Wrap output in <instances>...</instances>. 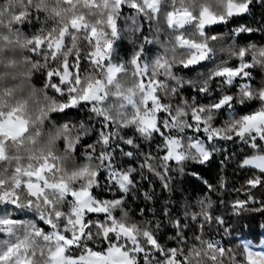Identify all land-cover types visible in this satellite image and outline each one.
<instances>
[{"label": "clouds", "instance_id": "1", "mask_svg": "<svg viewBox=\"0 0 264 264\" xmlns=\"http://www.w3.org/2000/svg\"><path fill=\"white\" fill-rule=\"evenodd\" d=\"M164 3L165 0H0V29L5 30L0 32V119L15 113L29 120L25 135L9 141L7 154L0 158V264H109L110 260L124 258L117 255L110 237L115 236L117 244L125 238L133 245L142 236L148 238V233L138 227L128 231L130 217L120 207L122 201L101 200L92 192L105 169L104 162L116 151H107V126L114 127L120 140L116 148L120 151L121 145L139 149L137 136L145 141L157 136L179 145L176 150L185 158H195L203 141L185 144L182 137L166 136L165 132L190 134L203 124L207 137L228 141L235 135L237 120L226 121L227 113L220 116L214 105H197L195 96L189 103L187 96L196 87L185 89L177 74L190 75V62L213 50L215 36L211 40L196 38L205 36L201 14L208 8L218 17H227V0H174L164 17L169 30L166 45L161 46L164 54H157L150 61L142 59L153 53H146L143 43L133 48L134 40L121 39L122 6L133 10L128 19L137 26L139 35L148 19L159 18ZM141 16L145 17L143 23ZM34 17L48 27L32 37L20 35L27 32L28 26L33 30L40 27L31 23ZM125 28L132 30L131 25ZM189 28L192 33L186 34L184 30ZM252 31L247 29V33ZM143 39L152 43L147 37ZM121 42L130 48L127 57L119 51ZM13 46L31 55L13 61L7 56ZM34 55L41 60H33ZM231 55L252 69L260 68V79L264 80V45L241 46ZM249 56L251 62L246 61ZM81 57L90 66L83 72ZM223 70L232 69L221 67L218 71ZM218 71L204 81L200 93H209ZM49 73H58L63 83L50 80ZM249 75L256 79L252 73ZM90 88L89 100L81 101ZM232 97L236 104L257 116L249 132H264V84L248 85ZM73 100L77 101L74 105ZM84 103L99 105L92 111L100 120L96 126L100 133L98 142L105 151L100 153L98 163L91 162L90 154L89 163L81 165L75 163L78 155L85 147L95 153L97 138L81 144L75 135L76 126L68 125L84 113ZM61 104L70 106L64 111H52V105ZM69 111L74 113L72 118H59ZM57 122L64 127L50 139L45 128H55ZM61 140L65 142L63 148ZM123 155L132 157L134 153L123 151ZM163 160L167 164L169 157L164 156ZM255 166L264 172V155L257 157ZM134 171L130 168L129 172ZM105 245L108 247L104 251H96ZM123 247L119 245L120 249ZM180 264L185 261L181 259ZM186 264H264V254L254 255L246 250L238 260L230 249L206 245L199 254L193 251Z\"/></svg>", "mask_w": 264, "mask_h": 264}, {"label": "trees", "instance_id": "2", "mask_svg": "<svg viewBox=\"0 0 264 264\" xmlns=\"http://www.w3.org/2000/svg\"><path fill=\"white\" fill-rule=\"evenodd\" d=\"M243 2L244 0H227V17H218L208 8H205L201 14L203 20L205 12H208L214 19L208 22L204 20L206 25L205 36H197L196 38L211 40L215 36L216 40L212 41L214 48L210 53H207V59L200 61L198 65L191 66L190 75L185 76L183 73H177L181 76V83L184 84L185 89L191 91L193 86L196 87V91L187 96L189 103L192 102L193 96H195L197 105H215L223 95H238L240 87L245 83L256 87L264 84V80L260 79L261 69L250 68L245 71L252 73L256 79L250 78L246 81L243 77H232L233 85L224 87L219 83L223 78L214 77L211 81L209 93L202 94L199 92V88L203 87L204 81L221 67H228L235 71L239 65L244 64L232 57V51H238L241 46H251L252 43L257 46L264 45V34H261L264 33V5L256 4L254 0L248 14L235 15L234 8L239 7ZM173 4L174 0H165L159 18L148 19L144 23L143 32L139 35L135 30L137 26L133 25L132 21L128 19V16L134 14L133 10L126 5L122 6L121 39L134 40L136 43L133 48L143 43L145 52L153 53L142 57V59L146 58L150 61L153 56L164 54V48L161 46L166 45V33L169 31L164 23V17ZM19 18L17 17V19ZM140 20L143 23L145 17L141 16ZM223 20H227V22L223 23ZM31 23L38 24L40 27L33 30L28 26L27 32H22L20 35L32 37L37 35L40 29L48 27L40 18L34 17ZM239 24H244L253 31L251 33H241V36H234L233 29L238 27ZM126 25H131L132 30H126ZM210 26L213 27L210 29ZM113 27L115 29V25ZM159 28H163L164 31H158ZM3 31L5 30L0 29V32ZM184 31L186 34L192 33L190 28ZM143 37H147L152 43L149 44ZM119 51L127 57L130 48L126 43L121 42ZM23 55L31 54L25 53L19 46H13L7 53L9 59L13 61L19 60ZM32 58L36 61L41 60L39 55H34ZM114 59H124V57L114 56ZM81 60L80 71L83 72L90 66L83 62V57H81ZM246 61L251 62V57H246ZM49 74L50 80L63 83L59 79L58 73ZM170 84L172 87L179 88V85L174 82H170ZM90 92L86 93L85 96L89 97ZM182 92L183 89H181ZM88 100L81 97L83 102ZM73 101L77 103L76 100ZM62 105H52V111H64L61 110ZM233 105L235 107H232L231 110L228 107L219 110L220 116L227 113L225 120L228 122L232 120L229 117L235 116L238 118L243 115L238 111L241 106L236 104L235 100H233ZM98 106L95 103H84V113L79 118H73L71 124L68 125V127L76 126L75 135L80 138L81 144L83 140L87 143V139L97 138L96 152L92 153L91 148H83L75 161L77 164L89 163L88 156L90 154L92 155L91 162L98 163L100 153L105 151L98 142L100 133L96 126L100 123V120L92 111L93 108ZM73 115L74 113L69 111L59 118H72ZM161 116H164L163 112H161ZM26 121L27 129L20 137L12 138L0 133V158L7 154L9 141H17L28 131L29 120L26 119ZM160 122L162 123V120ZM81 123L84 124L83 128L79 127ZM219 123L220 121L217 120V124ZM61 127H64V125H60L59 122H57L55 128L52 125H47L45 132L51 139L59 132ZM203 127L204 125L200 124V128L190 134H181L174 130L170 133L165 132V135L174 138L182 137L185 144L203 141V143L206 142V147L209 149L216 145L215 151L218 154H214L207 163H201L202 157L197 154L195 158L191 156L185 158L182 155L177 160L169 158L167 164H165L163 157L168 156V142L166 143L157 136H154L151 141L142 140L137 136L135 142L139 143V149L121 145L124 152L132 151L134 153L132 157H128L122 155L120 149L116 148V144H119L120 140L115 134L114 127L111 125L106 127L105 134L109 136L110 143L107 151H112V149H116V151L104 162L105 169L112 165L120 169L122 175L128 173L131 183L129 190L122 194L116 184L112 183L115 177L108 179L104 169L101 171L97 186L92 189V192L97 194L98 199L110 200L113 203L117 198H120V201H122L120 207L126 210L130 217L128 231L131 232L133 228L138 227L157 241V244H151L147 237L142 236L139 238L138 243L133 245L127 239L122 238L118 246L124 245L122 249L129 252L133 264H180L181 259L186 264L188 256L193 251L199 254V249L206 245L221 250L230 249L231 253L235 254L239 260L242 259V253L247 250L246 241H253L264 246V172L247 164L249 158L264 155V140L253 141L250 144V138L253 135H259L255 132H249L245 134L244 142H241L240 138L223 141L218 137L207 141V136L202 131ZM189 135L191 141H189ZM114 137L115 143H113ZM64 143L63 140L60 141L61 148L64 147ZM149 165H151V168ZM130 168H134L135 171L129 172ZM192 173L196 175L194 176ZM197 177L200 179H197ZM203 181H207V184L211 187L209 188ZM165 182L167 188L162 187ZM106 185L111 187V193L105 190ZM145 192L149 194L150 199L145 197ZM165 208H167V213L164 212ZM11 215L15 216V213H11ZM117 215H120V211L117 212ZM220 218H222L223 223H217ZM114 240L115 236L110 237L111 243ZM106 247L108 245L97 248L96 251L102 252Z\"/></svg>", "mask_w": 264, "mask_h": 264}, {"label": "snow or ice", "instance_id": "3", "mask_svg": "<svg viewBox=\"0 0 264 264\" xmlns=\"http://www.w3.org/2000/svg\"><path fill=\"white\" fill-rule=\"evenodd\" d=\"M254 3V0H244V2L239 6L234 8V13L235 15H246L250 12V6ZM256 4H261L264 5V0H255ZM232 13L230 12V15ZM223 23H226L227 20H223ZM239 23V22H237ZM115 25V22H113V26ZM247 26L244 24H239L238 27L233 29V35L234 36H241V33H247ZM39 43V42H38ZM109 47H111V45H109ZM207 55V53L202 54L201 56L197 57L196 60L190 62V64H192L193 66L199 62V61H203L205 59V56ZM241 55H243V52H241ZM251 66L249 64H241L237 67V70H223V71H218L216 73V77H220L223 78L220 80V85L224 86V87H229L232 86L234 81L232 79V77H243L246 81L250 80V75L249 72L245 71L246 69H250ZM51 75V74H49ZM248 84L245 83L240 87V90H243L245 87H247ZM91 91V88H90ZM83 99L87 100L89 99L88 96H84ZM72 104H75V101L72 102ZM232 104H233V97L232 95H223L218 99V102L214 105V108L216 110H220L223 109L225 107H228L229 110H231L232 108ZM70 105H62L61 106V110H64L65 108L69 107ZM238 111L240 113H243V115L239 116L238 118H236L235 116L233 117H229V119H236L237 123L239 125V127L237 128V130L235 131V135L234 137H231L230 139L233 138H240L241 142H244V138H245V134L249 133L250 128L252 127L253 123L257 120V116L249 113L247 108L241 107L240 109H238ZM12 116V114L9 115V117H7L6 119H0V128H6L7 127V123H8V119ZM22 124V122H20ZM67 127V125L65 126ZM22 127H17L16 131H22ZM213 140V138L211 136L207 137V141H211ZM261 140H264V132H262L259 136L253 135L250 140L249 143L251 144L253 141L255 142H259ZM217 146L213 145V147L211 149L206 147V142L202 143L200 145V149H199V154L202 157V163H207L214 154H218L215 150H216ZM121 153L123 155V151L121 150ZM177 159H180V157H177ZM130 171V169H129ZM105 173L108 175V179L110 177H115L114 180H112V183L116 184L117 188L123 193H126L129 190L130 187V183H125V181H129V176L128 175H122L121 174V170L109 165L106 169H105ZM192 175H196L195 173H192ZM197 179H200L199 177H197ZM204 184H207V181H203ZM252 183V182H250ZM162 187L167 188V183H163ZM208 187L210 188L211 186L208 185ZM105 190L110 192L112 191L110 186L105 187ZM75 195V194H74ZM145 197L147 199H150L151 197L149 196V194L147 192L144 193ZM120 202V198H117L115 203H119ZM164 212L167 213V208L164 209ZM217 223H223L222 218L217 220ZM148 236V240L151 244H157V241L155 239H153L152 236H150L149 234H147ZM69 243H71V241H69ZM113 244H116L115 247V252L117 253L118 256H125V254H123L118 246V244L116 243V238L113 241ZM96 255H99V253H96ZM101 259H106V257H100ZM109 264H131V261L126 260L125 258L123 259H114V260H110Z\"/></svg>", "mask_w": 264, "mask_h": 264}, {"label": "rangeland", "instance_id": "4", "mask_svg": "<svg viewBox=\"0 0 264 264\" xmlns=\"http://www.w3.org/2000/svg\"><path fill=\"white\" fill-rule=\"evenodd\" d=\"M175 19V18H173ZM214 17L210 16L208 12L204 13V20L206 22L212 21ZM9 117V116H8ZM22 122V124L20 123ZM22 127V131L17 132V127ZM27 129V121L26 119L20 115L16 116L15 113L12 114V116L8 119L7 127L6 128H0V133L5 134L8 137L17 138L24 134V132ZM169 143V153L168 157L172 159H176L177 157L181 158V155L178 153L176 149L179 148V145H174L172 141H168ZM258 156L251 157L247 160L248 165L255 166L256 160ZM256 167V166H255ZM247 251L253 253L254 255H261L264 254V246L260 243H256L253 241H246L245 242ZM123 254H125L124 258L126 260L131 261V264H133V259L130 257L129 252L124 251L123 249H120Z\"/></svg>", "mask_w": 264, "mask_h": 264}]
</instances>
